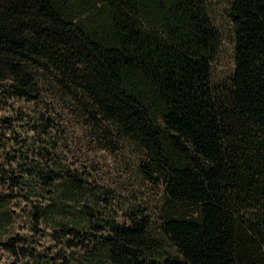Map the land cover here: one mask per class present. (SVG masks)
Returning a JSON list of instances; mask_svg holds the SVG:
<instances>
[{"label": "trees", "instance_id": "1", "mask_svg": "<svg viewBox=\"0 0 264 264\" xmlns=\"http://www.w3.org/2000/svg\"><path fill=\"white\" fill-rule=\"evenodd\" d=\"M230 13L235 70L216 82L224 36L206 0H0V91L21 105L4 124L25 130L0 170V237L27 203L82 264H264V0ZM71 139L135 158L160 224L112 217L114 194L71 168Z\"/></svg>", "mask_w": 264, "mask_h": 264}, {"label": "rangeland", "instance_id": "2", "mask_svg": "<svg viewBox=\"0 0 264 264\" xmlns=\"http://www.w3.org/2000/svg\"><path fill=\"white\" fill-rule=\"evenodd\" d=\"M206 1L214 23L224 36L221 52L214 64L215 81L221 82L231 78L235 70V26L230 13L233 0ZM20 108L21 105L15 104L0 91V170L10 168L6 166L9 162L6 159V154L12 152V146H17L16 140H19L20 143V136L24 137L25 135L24 128L17 122L4 124L6 118L16 117V111ZM24 109L26 111L27 108ZM60 144L62 150L64 144L63 142ZM65 155L72 169H88L91 181H94L95 186L100 189L105 188L114 194L116 202L108 208L112 217H116L119 222H127L131 211L145 209L154 221L160 224L162 195L138 174L135 158L127 154L110 156L104 152H95L94 146L81 144L75 139L70 140ZM0 194H8V189L0 186ZM13 207L17 210L20 218L10 233L5 237H0V264H28L30 262V259L24 258L21 252L14 255L7 250L8 236L19 237L23 240L16 247L18 250L21 247H35L31 253L47 256L43 261L49 258L52 264H64L65 260H68L70 264H82L81 251L77 248L66 249L65 244L54 241L51 237L52 231H44L43 226L39 227L36 223H32V218L29 217L30 206L27 203H15ZM34 228H41L42 231L36 232ZM168 250L173 255L178 253L177 249L170 245H168Z\"/></svg>", "mask_w": 264, "mask_h": 264}]
</instances>
